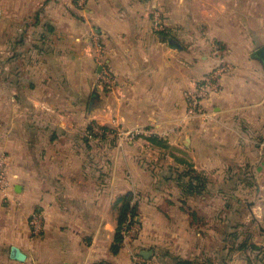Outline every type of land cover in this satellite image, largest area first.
<instances>
[{
  "label": "crops",
  "instance_id": "0c3cea01",
  "mask_svg": "<svg viewBox=\"0 0 264 264\" xmlns=\"http://www.w3.org/2000/svg\"><path fill=\"white\" fill-rule=\"evenodd\" d=\"M263 45L264 0H0V264H133L144 249L139 264H264ZM211 73L205 114L188 115L184 91ZM186 163L207 192L183 194ZM213 189L245 235L213 231ZM127 194L139 234L113 251Z\"/></svg>",
  "mask_w": 264,
  "mask_h": 264
},
{
  "label": "built area",
  "instance_id": "2783aa9c",
  "mask_svg": "<svg viewBox=\"0 0 264 264\" xmlns=\"http://www.w3.org/2000/svg\"><path fill=\"white\" fill-rule=\"evenodd\" d=\"M153 23L156 28L162 27V19L157 10L153 12ZM99 48V47H98ZM102 79L106 83H111L114 81V76L110 73L109 70L105 69L102 74ZM217 83V75L215 73H211L207 76L202 77L198 82L195 84L193 89H188L184 91V96L187 100V114L190 116L194 115H202L205 114V107L203 104V100L209 95V93L213 90L218 89ZM92 130L100 133L101 129L96 126L92 125ZM143 131H123L118 130L116 135L122 134H134V133H142ZM9 184V179L7 174L4 170V160L0 158V189L6 188ZM29 225L31 229V233L38 234L40 233L42 226H43V217L39 212H33L29 217ZM121 233L123 238L122 239H133L139 234V224L137 216L133 217L129 212L126 214V218L124 223L122 224ZM131 258L133 264H139L141 261V255L139 253H131ZM95 264H106V263H95Z\"/></svg>",
  "mask_w": 264,
  "mask_h": 264
},
{
  "label": "trees",
  "instance_id": "16d2710c",
  "mask_svg": "<svg viewBox=\"0 0 264 264\" xmlns=\"http://www.w3.org/2000/svg\"><path fill=\"white\" fill-rule=\"evenodd\" d=\"M101 132L97 133L92 130V124H89L87 129H86V134L87 135H104L107 128L104 126L100 127ZM149 141L156 143V144H162L163 142L157 137L150 135L147 137ZM176 183L181 187V190L183 194H201L202 192H207L208 191V184H209V178L206 174L202 172H198L195 169H193L192 165L190 163H186V169H184L181 172H177L175 177H174ZM131 198V194L125 195L121 199V203L118 206V217H117V229L114 233V241L111 246V249L113 251H116L119 247V242L123 238L121 229H122V224L125 221L126 214L129 212L133 217L137 216L136 212V205L133 203H129V200ZM192 219L195 220L197 219V215L195 211H191ZM238 224H236L234 227H237ZM245 243H241V246H245ZM176 264H190V261L186 259H178L176 258Z\"/></svg>",
  "mask_w": 264,
  "mask_h": 264
},
{
  "label": "rangeland",
  "instance_id": "374dc122",
  "mask_svg": "<svg viewBox=\"0 0 264 264\" xmlns=\"http://www.w3.org/2000/svg\"><path fill=\"white\" fill-rule=\"evenodd\" d=\"M112 130H116V131H108L107 130L105 132V134H114L118 131L117 129H112ZM157 145L162 146V144H157ZM213 192L219 193V199H218V197L215 200L213 199V211H212V213H215V215L217 217H221V214L224 212V218H225V221H224L225 223H223V225L221 224L220 221H219V223L217 221L216 222L213 221V223H212L213 231L217 232L216 234H221V233H227L228 231L235 230V231H240V232H242V234L245 235L247 230L250 229L251 227H249L248 224H245L244 225L245 228H244L242 222H240L242 219L241 218L242 216H240V219L237 220V216L232 217V215L227 212L229 209L228 207H225V209H223V206H222L223 198H222V191L221 190H218V192H217V190L213 189ZM225 192H228V191H225ZM238 192L240 193L239 197H243V198H245V200L249 198V196H247L246 190L245 191H238ZM238 199H240V198H238ZM197 200L198 199H196L195 202H197ZM199 202H201V201L199 200ZM194 209H195L197 217H199V213H201L202 209H199L197 205L194 207ZM196 209H198V210H196ZM245 214H246V212L244 213V215ZM236 224H238V226L234 227ZM200 225H201V222H200ZM214 242H215V244H217L216 243L217 241H214ZM220 244L221 243L219 242V245Z\"/></svg>",
  "mask_w": 264,
  "mask_h": 264
},
{
  "label": "water",
  "instance_id": "95a60500",
  "mask_svg": "<svg viewBox=\"0 0 264 264\" xmlns=\"http://www.w3.org/2000/svg\"><path fill=\"white\" fill-rule=\"evenodd\" d=\"M167 40H168L170 47L180 48V45L176 41H174L171 37H168ZM253 56L264 59V45L255 49V51L253 52ZM91 99L93 100V97ZM149 252H150L149 250L144 249L140 253H141V255H143V257H147L149 255ZM11 256L15 259H18V260H22L25 257L24 253L21 252L15 246H12V248H11Z\"/></svg>",
  "mask_w": 264,
  "mask_h": 264
}]
</instances>
